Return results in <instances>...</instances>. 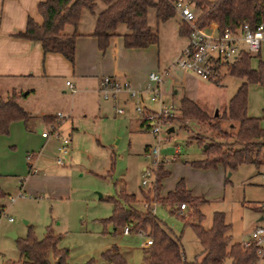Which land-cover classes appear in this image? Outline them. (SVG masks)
I'll return each instance as SVG.
<instances>
[{
    "label": "rangeland",
    "instance_id": "374dc122",
    "mask_svg": "<svg viewBox=\"0 0 264 264\" xmlns=\"http://www.w3.org/2000/svg\"><path fill=\"white\" fill-rule=\"evenodd\" d=\"M102 8L103 4L99 3L95 12ZM90 13L89 10H84L81 19L86 21ZM195 13L197 15L198 11L195 10ZM148 20L155 27L152 10L148 13ZM177 21L179 18L174 17L171 23L175 25ZM122 29L125 30V27L120 26L119 31ZM65 30L72 31L73 27L67 26ZM158 32L160 37L157 44L161 57L166 59L169 56L176 57L180 52L177 51L182 45V38H178L172 30L164 29V26H159ZM173 59L170 61L171 66ZM255 64L256 59L253 58L252 65ZM223 79H225L223 87L211 83L212 86L201 89L200 94L206 109L215 107L221 111L225 105L227 106L237 85L243 81L234 76H225ZM2 82L15 85L10 80ZM2 82L0 83L3 84ZM25 84L31 85L33 91L27 93L23 87ZM16 86H18L16 91L21 94L18 103L29 111L28 123L38 130L36 132L39 133L41 128L44 130L47 128L41 119L43 112L64 110L65 119L62 121L60 131L64 136L71 133L72 147L69 154L63 156V165H56L54 161L55 144L51 142L42 149V154L46 156L50 167L58 171L60 176H65L68 185L62 190L64 191L62 194L52 193L47 187L37 192L21 191L18 189L19 173L2 176L0 179L6 193L5 197L0 199V264H20L16 239L24 238L29 230H32L38 240L42 239L47 231L60 234L59 246L68 249L69 264H84L88 261H92L91 264H103L101 253L113 246L125 252L127 264H140L142 239L136 234L123 236L118 231L114 232L111 224L103 222V219L112 213V205L105 198L116 196L119 186L123 184L127 192L134 193L140 199L142 192L151 189L150 182L142 184L144 167H153L155 174L160 166L163 168V163L154 160L157 157L162 158L165 154L174 155L175 147L179 149L180 158L188 162L185 164L204 159L201 143L204 140L210 142L216 136V130L205 125H193L191 122L185 128L177 121L171 120L172 117L179 115L178 107H173L172 112L161 117L167 118L166 121L160 120L162 125L159 136L165 141L158 143V137L150 129L142 127L141 115L135 111L131 103L120 102L113 105L111 99L104 100L99 96L101 99L98 98L99 101L104 102L106 108H102L101 113L96 110L83 113L78 101L72 106V110L69 109L72 92L67 90L66 93H62L58 89L57 81L46 84L40 80H28L25 83L21 81V85ZM21 86L24 89H21ZM256 88L257 86L250 90L248 88V100L252 109L250 112L260 115L264 97ZM10 92L11 90L7 88H1L3 98ZM131 101L134 103L135 100L131 98ZM148 104L149 107L146 108L152 110L159 108L157 101ZM117 109H121L122 113H117ZM260 125L264 128V119ZM220 126L227 133H233L237 124L223 119ZM170 128H173V132L169 133L167 130ZM218 139L220 140V137ZM198 140L203 141L198 143ZM232 140L231 138L228 141ZM146 145L152 148L159 146L158 156L151 152L146 154L144 151ZM203 145L207 146L204 143ZM23 155L25 159L22 164L27 169V154ZM260 161L261 165L258 167L254 164H242L231 172L221 164L209 170L205 169L208 171L203 173H193L188 168L182 171L181 178L185 184L189 182L193 186V191L206 199V202L198 207L204 215L202 226L210 227L213 213L223 212L226 223L230 225L227 232L230 243L242 242L256 227H264L262 212L264 180L260 175L264 170V154L260 155ZM154 177L151 176L150 180ZM115 183L117 185H114ZM19 193L21 195L17 196ZM11 196L15 197L13 202L10 201ZM179 205H176L173 213L168 206L154 204L153 214L167 225L172 236L180 237L186 261L194 262L201 259L202 247L192 227L179 217L189 213L188 205L185 210H180ZM136 207L141 208V203ZM189 221L198 222L195 217H190ZM12 232L15 233V238L10 235ZM222 264H232V261L226 257ZM257 264H264V257L258 259Z\"/></svg>",
    "mask_w": 264,
    "mask_h": 264
},
{
    "label": "trees",
    "instance_id": "16d2710c",
    "mask_svg": "<svg viewBox=\"0 0 264 264\" xmlns=\"http://www.w3.org/2000/svg\"><path fill=\"white\" fill-rule=\"evenodd\" d=\"M174 0H45L37 5L42 23L38 24L28 18L23 32L17 37L38 41L44 53L61 54L69 62H74L75 39L77 32H66L67 26L76 28L84 10L94 13L95 25L92 35L97 39L98 48L105 51L109 40L115 35H121L126 48H145L159 41L158 27L176 17L172 6ZM192 7L198 11L196 24L205 27L211 22L218 25L220 32L224 30L236 31L247 24L254 29L264 23V0H188ZM103 8L95 12L98 4ZM154 12L155 27L149 24L148 13ZM179 35L186 37L189 27L180 19ZM124 26L125 31L120 34L119 27ZM253 57L243 52L241 55L223 65L225 72L221 78L213 83L221 85L225 76H234L243 79L235 94L229 99L225 111L220 116H210L192 100L182 97L179 102L177 116L171 120L177 121L185 128L188 123L205 125L216 130L210 142L200 141L203 147L204 159L191 161L194 168L209 169L221 164L229 172L242 164L261 165L260 155L264 154V128L260 122L261 117H251L247 114L248 88L257 84L262 88L264 96V62L258 60L255 68L251 65ZM20 93L13 89L3 98L0 88V135H7L12 122L29 119V112L19 105ZM52 120L54 116H46ZM171 118V117H170ZM166 121L167 118H161ZM229 120L237 124L233 133H227L221 126V120ZM142 124L144 121L142 119ZM146 126V125H145ZM148 128V126H146ZM219 135V136H218ZM223 139L224 141H220ZM232 141H228L229 139ZM204 144L207 146L204 148ZM148 146L145 147L147 152ZM30 172V164H29ZM168 171L161 166L155 171L154 182L148 192H142L146 200L145 209L135 206L137 198L134 193H127L122 184L116 196H107L105 200L112 205V213L103 219L111 224L114 232L125 225L131 226V232L142 230L152 238V244L144 252L140 264H222L229 257L232 264H252L258 261L257 247L251 245L244 248L241 242L230 243L227 234L230 225L225 221L223 212L216 211L212 215L211 226L205 228L201 222L204 215L198 207L206 202L202 196H193L186 188L181 178L172 191L164 197L159 195L162 179L168 176ZM1 176V175H0ZM114 185H117L116 183ZM117 187V186H116ZM0 187V199L5 197ZM184 203L190 211L185 216H179L185 224L192 227L202 247V257L194 262H187L184 250L178 236H172L167 225L159 220L152 212V204L168 206L174 213L176 205ZM190 217L197 218V223H191ZM60 234L47 231L42 239H36L32 230L24 238H17L20 264H69L67 261L68 249L61 248ZM103 264H127V260L116 248H108L101 253ZM88 261L84 264H91Z\"/></svg>",
    "mask_w": 264,
    "mask_h": 264
},
{
    "label": "crops",
    "instance_id": "0c3cea01",
    "mask_svg": "<svg viewBox=\"0 0 264 264\" xmlns=\"http://www.w3.org/2000/svg\"><path fill=\"white\" fill-rule=\"evenodd\" d=\"M43 1L45 0H0V82L10 80L15 84L9 85V83L2 82L3 84L0 83V88L4 87L12 91L18 87L16 85H21V81L25 83L28 80H40L46 84L47 82L57 81L59 83L58 89L62 91V93H66L67 90H71V88L66 85V81H70L74 90L71 91V105H69L70 108H68L72 110V106L78 101V105L81 107L83 113H89V111L94 110L101 113L103 110L102 108L105 109L107 106L104 105V102L99 101V96L102 98L99 88L100 80L103 76L108 75L122 82L126 81L131 88L142 91L147 85L148 74L156 72L163 78L162 83L158 87L160 102L163 105L171 104L174 108H177L180 99L186 97L195 102L210 116H219V114L222 115L225 111L226 105L221 111H219V109L216 110L215 107L206 109L203 105L200 91L205 87L212 86L211 83L213 82L202 80L189 71L171 66L170 61L175 57L172 56L171 58L169 56L168 59H166V57L162 58L158 44H153L145 48H126L122 36L115 35L110 38L107 49L101 51L98 48L97 39L92 35L95 25V16L92 12L86 21L80 19L77 27L73 28L72 31H68L69 33L75 31L78 34L75 39L73 63L69 62L61 54L44 53L41 43L38 41L35 42L17 37V33L25 30L28 18L33 19L38 24L42 23V17L38 13L37 5ZM176 17H178V15ZM173 20L174 18L161 23L159 26H164V29L172 30L178 38H182V45L177 51L179 52L185 45L186 39L179 35L178 21L174 25L171 23ZM124 31L125 30L122 29L119 33L122 34ZM253 58L256 59V64L254 66L252 65ZM253 58L251 59L253 68L256 67L258 60L264 62V40L261 43L259 53ZM239 85L240 84L237 85L232 96L235 94ZM217 86H225V79H223L221 85ZM255 86H257L256 89L262 93L263 96L262 88L257 84L249 85V90ZM23 87L28 91L27 93L34 89L31 85L28 86V84L23 85ZM23 87L21 86V89ZM108 99H111L113 105L121 102L123 104L131 103L132 107L134 106V103H132V101L130 102L131 98L128 93L124 91ZM143 101L145 107H149L148 103L151 102V100L148 94L144 93ZM157 102L159 105V101ZM263 108L264 104H262L261 109ZM147 109L152 110L149 108ZM251 110L249 100L247 99V114L251 117L263 115L262 112L260 115L254 114L250 112ZM26 111L29 112L28 110ZM57 113H62L64 115V110L59 109L53 112H43L41 116L43 125L47 126L49 121H51L46 119V116H55ZM28 122L29 120L26 122L23 120L14 121L9 126L8 134L0 135V179L2 176L19 173L17 174L20 176L18 179V189L21 191L37 192L47 187L52 193L62 194V192H64L62 190L68 185L65 176H60L59 173H57L58 171L51 168L47 163L48 160L46 156L42 154L43 147L51 142L55 144V151L57 153L59 141L53 136L42 137L41 132L44 128H41L38 133L36 132L38 130L34 129ZM142 127L148 129L145 124H142ZM170 129V132H173V128ZM68 137L70 139V150V147H72L71 133H69ZM146 146L149 147L147 152L145 151ZM146 146L144 147V151L148 154L150 153L151 146ZM37 149L38 151L36 152L35 150ZM28 153H33L35 155L34 164L37 169L35 173L29 172L30 163L28 160L26 162L27 169L23 167V160L25 159V155L23 154L28 155ZM168 156L169 154H165L162 158L157 157V160L163 163L164 170L169 173L167 177L162 179V185L159 190V195L161 197H164L169 191L175 188L176 183L183 177L181 176L183 170L188 168L193 173H203L209 170L193 168L189 164H185L188 162L180 158L179 154ZM20 157H22V159H20ZM40 171L41 174H39ZM170 178L172 179L168 182ZM185 185L193 196H200L199 193L193 191V186L189 182H186ZM0 187L3 190L1 183ZM145 201L146 200L141 195L140 199L137 198L135 206L141 203L142 207L139 209H145ZM152 205L151 209L153 208ZM152 211H154V208ZM116 231L123 236L135 235L134 232H130L129 234L122 233V228ZM136 236L142 239L138 235ZM112 248H116L126 258L125 252L123 250L121 251L119 247L113 246ZM141 248L143 256V252L147 248V246L144 245L143 239Z\"/></svg>",
    "mask_w": 264,
    "mask_h": 264
},
{
    "label": "built area",
    "instance_id": "2783aa9c",
    "mask_svg": "<svg viewBox=\"0 0 264 264\" xmlns=\"http://www.w3.org/2000/svg\"><path fill=\"white\" fill-rule=\"evenodd\" d=\"M172 6L176 12V15L189 27V34L186 37L185 45L180 50L179 54L173 59L172 66L189 71L202 80L215 82L221 78L225 72L223 65L227 62H232L237 59L241 53L245 52L252 57H255L261 48V43L264 40V23H260L256 28L252 29L247 24L238 28L236 31L224 30L220 32L218 25L215 22H211L205 27H199L196 24L197 15L193 10L191 3L188 0H174ZM242 44V46L240 45ZM148 82L142 91L135 90L130 87L126 81H120L115 77L103 76L100 80V94L102 98L108 99L115 97L118 93L124 91L127 92L129 97L134 99V109L140 113L148 129L152 131L156 137H158V143L165 141L163 137H160L161 131V117L167 116L173 111V105H163L160 102L158 87L162 83V76L156 72L148 74ZM66 85L74 90L70 81H66ZM148 94L151 101H159L158 110H148L143 101V95ZM118 113H122L121 109L116 110ZM62 113H57L54 118L49 121L47 128L41 132L42 137L53 136L59 141L57 146V153L54 158L56 165H63V156L69 152L68 136H64L61 131V121L64 119ZM150 152L154 156L159 154V146L150 147ZM174 154H179V149L175 147ZM30 163V173L37 171L34 160L35 155L29 153L27 155ZM154 161H157L154 160ZM153 167H144L142 184L146 185L148 182H154V178L150 180L151 176H154ZM262 179L264 180V170L260 172ZM19 193L17 196H20ZM15 197H10V201L13 202ZM186 205L181 203L179 205L180 210H184ZM153 212V211H152ZM262 212L264 213V203L262 205ZM11 220V218L9 219ZM131 232V226L125 225L122 228V233L129 234ZM141 237L145 246L152 244V238L142 230L134 232ZM242 246L248 248L251 245L257 247L258 259L264 257V227H256L248 236L246 240H243ZM257 264V261L252 263Z\"/></svg>",
    "mask_w": 264,
    "mask_h": 264
},
{
    "label": "water",
    "instance_id": "95a60500",
    "mask_svg": "<svg viewBox=\"0 0 264 264\" xmlns=\"http://www.w3.org/2000/svg\"><path fill=\"white\" fill-rule=\"evenodd\" d=\"M170 131H171V129H168V132H170ZM204 148H205V146H204ZM10 235L13 236L14 238L16 237L15 233H13V232L10 233Z\"/></svg>",
    "mask_w": 264,
    "mask_h": 264
}]
</instances>
